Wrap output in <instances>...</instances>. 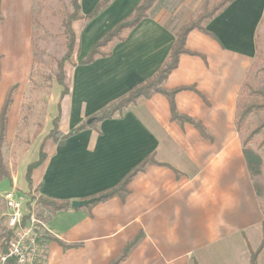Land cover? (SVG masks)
Returning <instances> with one entry per match:
<instances>
[{
  "label": "crops",
  "instance_id": "0c3cea01",
  "mask_svg": "<svg viewBox=\"0 0 264 264\" xmlns=\"http://www.w3.org/2000/svg\"><path fill=\"white\" fill-rule=\"evenodd\" d=\"M100 1L78 0L80 14L88 15ZM140 1L112 0L93 20L71 24L78 48L64 65L68 95L57 109L60 133L68 134L154 77L168 59L177 30L202 3L182 0L172 10V0H157L108 57L81 65ZM34 2L0 0V110L14 89L7 131L16 128L26 103L22 94L33 64ZM263 22L264 0H235L206 25L209 35L188 34L185 49L193 55H181L163 83L166 90L185 88L174 97L176 111L200 122L207 138L189 123L173 122L168 100L160 94L139 98L65 140L48 139L51 127L35 136L31 144L46 158L32 172L31 192L70 203L65 211L45 209L40 219L43 264H111L138 237L120 264H250L264 238V209L234 122ZM6 58L23 64L11 67ZM145 160L152 163L132 178L123 198L71 208L72 202L117 187ZM24 191H30L28 186ZM256 264H264V246Z\"/></svg>",
  "mask_w": 264,
  "mask_h": 264
},
{
  "label": "trees",
  "instance_id": "16d2710c",
  "mask_svg": "<svg viewBox=\"0 0 264 264\" xmlns=\"http://www.w3.org/2000/svg\"><path fill=\"white\" fill-rule=\"evenodd\" d=\"M73 8V12L66 15V18L62 21L63 27V38H64V47L66 49L64 56L57 61V75L56 82L59 87L62 88L60 93L57 109L59 111L60 101L68 95V89L64 83V64L69 62L75 48V36L71 29V24L74 21L85 20L91 21L96 18L100 13H102L110 4L112 0H101L91 13L86 16L80 14V6L78 0H70ZM235 0H204V3L201 6L198 14L191 19L188 23L183 25L177 32L175 42L171 48L170 54L167 61L160 68V70L152 77L150 80L146 81L144 84L134 88L127 96L119 100L117 103L113 104L110 108L99 114L98 116L90 119L88 122H84L79 127L70 131L68 134H62L58 131L59 123V113L55 119L52 121L53 129L50 134L47 136L48 139L53 141H62L71 137L87 128L94 127L97 123L110 119L115 113L121 112L123 109L127 108L130 104H133L139 98L149 99L155 94L163 95L169 103L171 120L183 125L184 123H189L194 126L200 135L204 138H207L206 132L202 124L196 120L190 119L186 116L180 115L175 108L174 97L177 93L184 91L185 88H177L174 90H166L163 87L164 81L167 79L168 75L177 68L179 57L181 55H193L185 49L186 38L188 34L192 31H199L205 35H209L205 31L206 25L217 15L222 13L231 3ZM156 0H141L140 3L136 6L133 14L118 24L111 32H109L101 41L97 42L91 49L89 55L85 60L80 62L81 65H88L94 62L97 58H105L110 55V49L118 42L125 40V35L127 32L135 28L142 19L147 17V13L153 7ZM2 17L0 14V22ZM256 43V56L250 67L248 74L246 75L245 81L242 84L241 90L237 98V109L234 126L236 132L241 136L242 141V151L246 165L252 180L260 178L261 173V160L252 149V145H256V149L264 148V91L261 89H256L250 83L252 70H255L259 61L262 58V51L259 48V35L257 33L255 37ZM1 61V56H0ZM259 78L264 82V67L258 70ZM14 89H11L4 100V103L0 110V181L9 177V174L3 163V154L2 149L5 142L6 128L8 123V116L10 108L13 102ZM262 114V121L257 125L251 132L247 133L245 137L242 135L246 133L249 121L252 116ZM260 141V142H259ZM46 156L42 152H39V158L36 162L28 165L25 173V181L27 183L28 189H31L32 181L31 176L33 170L40 167ZM151 160H145L137 169L130 173L122 182L115 188L103 192L97 196H94L86 201H89V207L106 202L107 200L113 197L123 198L127 193V186L138 173L142 172L145 167L151 164ZM256 196L259 200L263 195V189L256 188L254 186ZM37 203L48 209L51 213H56L59 211H65L70 209V203L68 202H56L51 200H46L44 198L38 197ZM9 238V232H8ZM7 238V239H8ZM6 239V240H7ZM140 237L135 241L130 243L123 253L111 264H120L128 255V253L138 244ZM58 244L62 245L63 248H69L64 246L60 242ZM264 246V238L262 245L259 250L251 254L250 264L257 263V257L261 249Z\"/></svg>",
  "mask_w": 264,
  "mask_h": 264
},
{
  "label": "rangeland",
  "instance_id": "374dc122",
  "mask_svg": "<svg viewBox=\"0 0 264 264\" xmlns=\"http://www.w3.org/2000/svg\"><path fill=\"white\" fill-rule=\"evenodd\" d=\"M180 3H182V0H178L177 2L176 0H172L169 4L172 7L171 9L174 10L179 7ZM203 3L204 0H202L199 9L191 19L198 14ZM72 12L73 8L70 0H35L34 2L31 41L33 64L28 79L26 95L22 94L26 98V103H22L21 116L18 118L16 128L9 131L6 130L5 142L2 149L3 163L9 177L0 181V254L5 249L6 242L9 239L6 228V209L3 201L5 194L15 191L18 194L25 195L31 202H35V214L37 218L42 219L44 216L45 208L37 203L38 197L34 196L31 192L32 189L24 191V187H27L25 173L28 165L34 163L39 158V150L33 148L34 145L31 144L32 140L44 129L50 127L53 129L52 121L57 117V101L62 89L56 82V75L58 73L57 61L64 56L66 51L62 21L66 18L67 14ZM258 35L262 58L261 61L256 63L255 70H252L250 83L254 88L264 91V82L259 78L258 72L260 68L264 67V22L258 31ZM8 47L12 56V45L10 44L9 46L8 44ZM77 48L76 42L70 61L74 60ZM8 60L6 63L11 67L15 63L21 64V66L23 64L20 61L12 62L11 58L10 61ZM50 119L52 120L49 122ZM261 121L262 114L252 116L247 131L242 136L245 137ZM256 146L257 144L252 145V149L261 160V173L260 178L254 179L253 183L256 188L263 189L260 201L264 209V148L256 149Z\"/></svg>",
  "mask_w": 264,
  "mask_h": 264
},
{
  "label": "built area",
  "instance_id": "2783aa9c",
  "mask_svg": "<svg viewBox=\"0 0 264 264\" xmlns=\"http://www.w3.org/2000/svg\"><path fill=\"white\" fill-rule=\"evenodd\" d=\"M3 201L9 239L0 254V264H43L42 221L35 214V202L15 191L5 194Z\"/></svg>",
  "mask_w": 264,
  "mask_h": 264
},
{
  "label": "water",
  "instance_id": "95a60500",
  "mask_svg": "<svg viewBox=\"0 0 264 264\" xmlns=\"http://www.w3.org/2000/svg\"><path fill=\"white\" fill-rule=\"evenodd\" d=\"M89 203H90L89 201L72 202V204H71V208H72L73 210L80 209V208H82V207H86V206H88Z\"/></svg>",
  "mask_w": 264,
  "mask_h": 264
}]
</instances>
